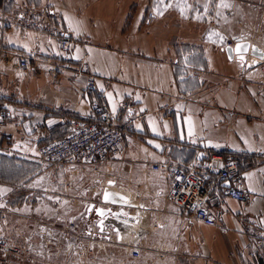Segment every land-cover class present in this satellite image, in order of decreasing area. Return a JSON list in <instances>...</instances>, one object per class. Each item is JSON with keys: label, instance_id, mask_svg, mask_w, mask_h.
Listing matches in <instances>:
<instances>
[{"label": "crops", "instance_id": "0c3cea01", "mask_svg": "<svg viewBox=\"0 0 264 264\" xmlns=\"http://www.w3.org/2000/svg\"><path fill=\"white\" fill-rule=\"evenodd\" d=\"M60 36L71 39L67 51ZM234 36L264 49V0H0V106L11 111L0 128V237L56 218L95 224L99 237L116 232L101 230L97 210L109 204L94 180L54 190L55 166L36 153L103 99L125 136L100 173L109 166L137 186L127 211L142 216L145 243L134 264H264V79L227 56ZM211 151L240 157L249 198L209 205L217 221L207 224L164 194L171 166ZM80 189L88 199L72 206Z\"/></svg>", "mask_w": 264, "mask_h": 264}, {"label": "built area", "instance_id": "2783aa9c", "mask_svg": "<svg viewBox=\"0 0 264 264\" xmlns=\"http://www.w3.org/2000/svg\"><path fill=\"white\" fill-rule=\"evenodd\" d=\"M57 42L64 51L72 44L71 39L66 36H60ZM231 42L233 40L229 38L228 43ZM261 49L264 54V49ZM19 65L24 68L28 66L25 57L19 59ZM84 67L87 68L88 64L84 63ZM252 69L259 71L264 79V58ZM94 83V78L90 77L89 86L92 87ZM90 110L91 117L75 123L66 135L36 146L37 158L41 163L47 162L65 170L68 175L64 180L65 185L71 190L74 188L69 182L74 177H78L84 184L95 180L101 167L121 152L124 143L125 129L103 99L92 101ZM10 114L9 107L0 106V128L7 123ZM4 139L10 141L11 135L5 134ZM239 163L240 157L235 153L211 151L186 165H173L167 172L169 188L164 198L174 203L181 212L204 223L213 224L217 217L209 210V205L219 206L225 196L241 203L248 201L249 195L242 184ZM151 167L154 170L163 168L158 163H153ZM106 170H109V166ZM109 180L110 178H106L98 181L97 186L92 188L94 195L106 188ZM83 191L80 189L70 196L72 206L88 199ZM58 220L59 218L39 221L35 225L28 222L24 227H16L15 235L18 240L0 237L1 257L8 264H14V259L23 264L24 258L30 264H69L71 259L99 256L106 250L103 246L108 244H121L117 246L124 249L122 256L134 261L141 256V248L145 243L142 225L124 237H119L116 232L107 237H99L95 235V224L79 220L80 225L76 226L74 218L65 223Z\"/></svg>", "mask_w": 264, "mask_h": 264}, {"label": "water", "instance_id": "95a60500", "mask_svg": "<svg viewBox=\"0 0 264 264\" xmlns=\"http://www.w3.org/2000/svg\"><path fill=\"white\" fill-rule=\"evenodd\" d=\"M231 39L233 43L225 47V51L229 58L235 56L244 66L251 69L257 67V65L261 63L264 54L256 43H251L248 39H243L241 36H234ZM238 48L241 49L243 60L240 58L241 53L237 52ZM248 51L252 56L249 60L246 59V53ZM113 183V180H109V184ZM106 193L108 194V200H105ZM99 195L103 203L109 204V206L105 208H98V210H103L104 215H106L104 219L99 221L101 230H104L105 225L108 224L113 226L119 237H124L130 231H136L138 229L142 216L138 212L129 213L127 211V208L137 206L136 202L130 196V193L125 196L119 192L113 191L112 188L106 187L101 190ZM112 207H115L116 210H113Z\"/></svg>", "mask_w": 264, "mask_h": 264}, {"label": "rangeland", "instance_id": "374dc122", "mask_svg": "<svg viewBox=\"0 0 264 264\" xmlns=\"http://www.w3.org/2000/svg\"><path fill=\"white\" fill-rule=\"evenodd\" d=\"M220 0H217V2ZM46 168H50L52 165L49 163H44ZM54 167V166H52ZM54 175H53V182L54 184L52 185L54 190L60 191L62 190L63 192L66 191V189H68V187L65 185V179L67 178L66 176L67 173L65 172V170H63L62 168H57L54 167ZM103 173H100L99 176H97V180L99 181L100 179H106V178H110V180H113L114 183L116 184L117 188L120 189H124V190H129L130 187L133 185V187H137L136 184H130V186L127 188L126 186V180L120 178L117 175H112L110 173V171L106 170H102ZM108 173V174H106ZM94 180L97 184L98 181ZM100 182V181H99ZM82 184L81 180L78 179V177H74L72 179V181L69 182L70 186H80ZM65 186V187H64ZM123 186V187H120ZM72 208V207H71ZM79 208L77 207L76 210H78ZM73 210V209H71ZM75 212V209L72 211V214ZM51 219V218H49ZM48 220V219H47ZM75 221H78L76 218L74 219ZM60 221V219L58 220ZM117 245H121V244H108L107 246H103L105 247V251H103L102 253H100L99 256L95 257V258H76V259H71L69 264H134V260L130 259L127 256H122L123 254V250L121 246H117ZM25 260L23 261V264H30L28 259L24 258ZM123 261L121 262L120 260Z\"/></svg>", "mask_w": 264, "mask_h": 264}, {"label": "bare ground", "instance_id": "6f19581e", "mask_svg": "<svg viewBox=\"0 0 264 264\" xmlns=\"http://www.w3.org/2000/svg\"><path fill=\"white\" fill-rule=\"evenodd\" d=\"M107 187L112 188L113 191L119 192V193H121V194H123V195H125V196L129 193L128 190H124V189L117 188V187L115 186V183H113V184H108ZM144 219H145V218H144ZM142 220H143V219H142ZM141 222H142V221H141Z\"/></svg>", "mask_w": 264, "mask_h": 264}, {"label": "snow or ice", "instance_id": "6c2138e0", "mask_svg": "<svg viewBox=\"0 0 264 264\" xmlns=\"http://www.w3.org/2000/svg\"><path fill=\"white\" fill-rule=\"evenodd\" d=\"M162 2H163V0H161V3H162ZM223 6H224V7H227V5H223ZM237 52H238V53H241V49L238 48V49H237ZM240 58H241V60H243V55H242V53H241ZM262 58H264V57H262ZM105 200H108V194H107V193L105 194ZM98 214H100V215H104L103 210H98Z\"/></svg>", "mask_w": 264, "mask_h": 264}]
</instances>
